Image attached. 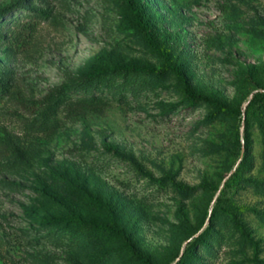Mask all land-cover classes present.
Segmentation results:
<instances>
[{
    "label": "rangeland",
    "instance_id": "obj_1",
    "mask_svg": "<svg viewBox=\"0 0 264 264\" xmlns=\"http://www.w3.org/2000/svg\"><path fill=\"white\" fill-rule=\"evenodd\" d=\"M137 2L237 115L126 0H0V264H264V0Z\"/></svg>",
    "mask_w": 264,
    "mask_h": 264
},
{
    "label": "trees",
    "instance_id": "obj_2",
    "mask_svg": "<svg viewBox=\"0 0 264 264\" xmlns=\"http://www.w3.org/2000/svg\"><path fill=\"white\" fill-rule=\"evenodd\" d=\"M131 13H132V22L138 28L142 33L145 34L146 39L148 43L161 55L165 58L166 63L168 67L173 70L174 72L177 73V76L180 81H182L185 85V92L189 98H191L192 101H203L210 103L212 105L217 106L218 108L226 111L227 113L231 115H237L235 111L232 109L223 106L221 103L216 102L212 99L209 98H204L200 97L194 94V92L191 89V85L187 78L184 76L180 68L173 63L171 55L164 50H161L159 44H158V37L157 34L154 32L153 28L151 25L148 23V21L145 20L143 16V10L142 7L139 5L137 0H126ZM114 73H124V74H144L146 73L145 70H142L136 66H127V65H120V64H113L110 62L105 61L104 66L102 68H98L87 75H85L81 80L78 81L77 84L73 85L72 87L68 88L69 90L71 89H80V90H88L85 87H82L85 84H89L93 82L94 80L98 78H102L104 76H107L109 74H114ZM1 90V89H0ZM62 90H64L62 88ZM94 90L93 88H90L88 91ZM244 163L241 164L240 167H242ZM37 221L40 225H76V226H83L87 225V221L82 219L81 217L77 215H71L69 217H39L36 216ZM109 219H110V224L109 225H97L96 230L99 232H108L111 234H116L120 237H123L130 246L133 247V244L131 243L129 239V235L126 231H123L118 227L115 215L112 210L109 211ZM137 254V252H136ZM191 254H193V251L188 250L185 252V256L181 260V263L184 262Z\"/></svg>",
    "mask_w": 264,
    "mask_h": 264
}]
</instances>
